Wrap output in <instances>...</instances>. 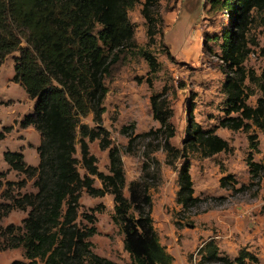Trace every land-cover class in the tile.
I'll use <instances>...</instances> for the list:
<instances>
[{"label": "trees", "instance_id": "trees-1", "mask_svg": "<svg viewBox=\"0 0 264 264\" xmlns=\"http://www.w3.org/2000/svg\"><path fill=\"white\" fill-rule=\"evenodd\" d=\"M207 2L210 9L225 10L229 16V27L222 33L220 46L221 58L229 67L223 82L228 116L220 125L232 130H247L255 125L264 130V67L256 75L243 65L251 51L246 36L254 11L260 15L264 27V0ZM136 4L141 6L147 44L151 45L163 25L156 9L160 0H0V64L9 54L18 53L13 54L12 80L35 99L33 110L24 116L20 125H32L40 136L35 166L25 162L21 151H3V159L9 167L32 178L36 189L13 194L10 188L14 184L23 186L24 179L6 182L3 195L10 202L4 204V211L27 212L21 226L10 224L3 231L8 235L7 246L24 250L25 260L15 259L10 264H121L92 251L88 237L96 232L93 225H78L82 190L93 197L112 194V219L124 233L123 248L131 264H174L173 256L160 243L153 226L148 185L131 181L129 195L125 196L119 149L113 146L108 151L109 173L99 170L88 141L100 137V146L106 148L110 143L107 132L97 131L82 121L92 113V120L97 124L101 122L105 110L103 100L108 91L105 79L115 65L128 56L130 48L146 59L150 74L158 68L154 55L135 41V29L128 12ZM260 53L264 57V45ZM247 79L260 92L255 106L246 102L249 96ZM158 99L156 95L150 97L152 114L160 122L158 132H163L168 140L173 129ZM232 112L238 115L230 116ZM188 128L190 149H175V153L172 149H164L168 158L173 155L183 159L176 192V202L183 210L200 202V197L194 195L188 153L201 148L202 155L208 157L229 150L227 140L213 130H203L192 119ZM254 138L250 135V141ZM77 144L85 169L83 175L77 169L78 159L74 156ZM257 145L251 144L247 156L253 178L264 171V150L262 162L252 159L253 151H258ZM167 163L171 164V159ZM95 177L100 180V187L94 186ZM232 179L231 175H226L220 179V184L226 185ZM84 216L90 222L94 219L88 214ZM188 261L191 264H258L257 256L249 250L242 248L231 258L221 252L213 239L205 241L196 256L189 254Z\"/></svg>", "mask_w": 264, "mask_h": 264}, {"label": "rangeland", "instance_id": "rangeland-1", "mask_svg": "<svg viewBox=\"0 0 264 264\" xmlns=\"http://www.w3.org/2000/svg\"><path fill=\"white\" fill-rule=\"evenodd\" d=\"M140 8V4H136L128 12L135 29L134 38L138 46L154 55L158 68L150 74L146 59L133 48L115 65L105 79L108 91L103 100L105 110L101 122L95 123L92 113L82 118L97 131L104 129L110 143L102 148L101 138H95L88 141L89 151L95 155L98 169L109 173L108 151L113 146L119 149L125 196L129 195L131 181L148 185L153 226L160 243L173 256L174 264H191L188 255L196 256L198 248L209 239L231 258L245 248L257 256L258 264H264V171L253 178L247 164L252 143L258 144V151L252 153L253 161L262 162L264 130L255 125L247 130H232L220 125L228 116L223 82L229 67L221 58L220 46L222 33L229 27V16L225 10L210 9L207 0H160L156 9L163 25L157 30L154 42L148 45ZM253 15L246 36L251 51L243 65L259 75L264 67V57L260 53L264 45V27L260 15L256 11ZM13 54L0 64V264L25 260L21 247L7 246L8 235L3 232L10 224L21 226L27 215L20 209L4 211V204L10 202L3 195L6 182L24 179L23 186L14 184L10 188L13 194L36 190L32 178L9 167L3 159V151H21L25 162L35 166L38 163L36 147L40 143L39 133L32 125H20L24 116L33 110L35 99L12 80ZM245 85L249 95L246 102L255 106L260 92L248 79ZM152 95L159 98L160 108L168 115L167 122L173 129L168 140L157 130L161 125L152 114ZM191 119L203 130H213L227 140L229 150L208 157L202 155L201 148L188 153L194 195L200 197V202L183 210L176 202L183 159L173 155L168 158L164 149H172L174 153L175 149H190L188 124ZM250 135L256 138L250 141ZM74 156L78 159L77 169L83 175L85 169L78 144ZM168 159L171 164L167 163ZM226 175L233 179L226 185L220 184V179ZM94 186H101L96 177ZM84 214L94 216L93 221H88ZM113 214L112 194L93 197L81 191L76 221L79 226L96 228L88 237L92 251L121 264H131L123 248L124 233L120 225L114 223Z\"/></svg>", "mask_w": 264, "mask_h": 264}]
</instances>
